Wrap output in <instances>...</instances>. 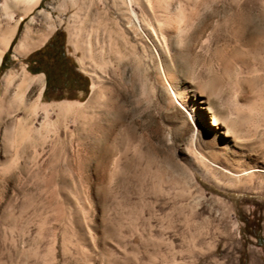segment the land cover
I'll return each instance as SVG.
<instances>
[{
  "label": "rangeland",
  "instance_id": "374dc122",
  "mask_svg": "<svg viewBox=\"0 0 264 264\" xmlns=\"http://www.w3.org/2000/svg\"><path fill=\"white\" fill-rule=\"evenodd\" d=\"M5 1L0 264H264V0ZM58 29L88 92L6 102Z\"/></svg>",
  "mask_w": 264,
  "mask_h": 264
},
{
  "label": "trees",
  "instance_id": "16d2710c",
  "mask_svg": "<svg viewBox=\"0 0 264 264\" xmlns=\"http://www.w3.org/2000/svg\"><path fill=\"white\" fill-rule=\"evenodd\" d=\"M10 51L11 48L5 53L0 69L5 67ZM25 62L31 72L45 73L47 82L43 97L46 99H62L65 90L88 92L89 78L76 70L75 62L67 54L66 37L61 29L56 30L44 46L31 52Z\"/></svg>",
  "mask_w": 264,
  "mask_h": 264
},
{
  "label": "bare ground",
  "instance_id": "6f19581e",
  "mask_svg": "<svg viewBox=\"0 0 264 264\" xmlns=\"http://www.w3.org/2000/svg\"><path fill=\"white\" fill-rule=\"evenodd\" d=\"M40 0H6L4 3V10L6 12V17L11 19L13 10L11 9V6H14L15 8L22 9L24 11L30 10L32 7L38 5ZM61 22V19L58 21V23ZM56 27V25H53V29ZM6 32L7 28H4V26L1 25L0 22V32ZM2 32V33H3ZM10 34V33H9ZM51 34L49 32L43 34L41 36V42H46V40L49 38ZM27 35L23 37L17 46V52H21V50L25 47H27ZM11 38H7L1 42L2 45L0 47H4L7 49L10 45ZM2 61V55L0 56V63ZM43 78L39 76H35L34 78H29L24 72L16 73L14 71H9L5 73L3 77V98L8 103H17L18 108L23 106L25 108H29L32 111V114L36 115L39 108H42L40 104L41 96L44 91L45 85L43 82ZM30 89H38L37 94L35 97L27 95L28 90ZM195 103H191V109L194 110ZM213 125L218 126V128H221L223 126L222 123L214 120ZM229 132H231V127L227 128L226 134L228 135Z\"/></svg>",
  "mask_w": 264,
  "mask_h": 264
},
{
  "label": "crops",
  "instance_id": "0c3cea01",
  "mask_svg": "<svg viewBox=\"0 0 264 264\" xmlns=\"http://www.w3.org/2000/svg\"><path fill=\"white\" fill-rule=\"evenodd\" d=\"M46 42H47V40H46ZM45 44V43H44Z\"/></svg>",
  "mask_w": 264,
  "mask_h": 264
}]
</instances>
